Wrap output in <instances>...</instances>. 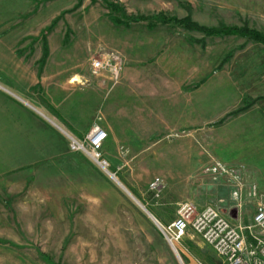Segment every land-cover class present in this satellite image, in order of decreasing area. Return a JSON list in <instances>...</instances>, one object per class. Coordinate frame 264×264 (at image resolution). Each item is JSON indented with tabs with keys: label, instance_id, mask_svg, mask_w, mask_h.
Wrapping results in <instances>:
<instances>
[{
	"label": "rangeland",
	"instance_id": "rangeland-1",
	"mask_svg": "<svg viewBox=\"0 0 264 264\" xmlns=\"http://www.w3.org/2000/svg\"><path fill=\"white\" fill-rule=\"evenodd\" d=\"M146 16L264 34V0H0V41L41 66L37 83L11 86L13 97L55 115L87 102L94 125H114L117 141L102 145L106 173L48 121L33 142L43 148L0 140V264H219L191 231L177 256L158 226L194 191L209 192L194 180L213 175L212 162L236 163L264 201V43ZM108 52L124 62L116 85L90 72ZM197 156L209 162L199 175Z\"/></svg>",
	"mask_w": 264,
	"mask_h": 264
},
{
	"label": "built area",
	"instance_id": "built-area-1",
	"mask_svg": "<svg viewBox=\"0 0 264 264\" xmlns=\"http://www.w3.org/2000/svg\"><path fill=\"white\" fill-rule=\"evenodd\" d=\"M123 64L118 53H103L91 60L90 72L94 76L105 75L116 85ZM63 134L66 135L71 152L82 154L97 168L108 173V163L102 155V144L106 138L103 129L95 126L83 140H78L64 131ZM208 171L226 178L232 190L227 206L210 203L198 210L190 201L181 202L176 219L165 226H158L164 241L179 256L177 247L191 231L211 249L219 264H264V201L259 196L257 187L247 186L234 168L214 163ZM162 188L163 182L160 179L154 180L150 185V191L155 197L159 196ZM245 203H252L254 206L249 225H243L240 220ZM232 211L237 214L235 222L230 219Z\"/></svg>",
	"mask_w": 264,
	"mask_h": 264
},
{
	"label": "crops",
	"instance_id": "crops-1",
	"mask_svg": "<svg viewBox=\"0 0 264 264\" xmlns=\"http://www.w3.org/2000/svg\"><path fill=\"white\" fill-rule=\"evenodd\" d=\"M0 42V86H2L0 87V140H3L4 138L8 139L9 136H11V140L18 139L22 142L25 140L28 143L32 142V144H27L28 148H43L44 146L40 144H33V142L41 140V135L46 132V130L42 129V126L48 125V122L56 127L59 126V128L65 130L64 132L69 133L74 138L83 140L95 126L94 114H96V112H89L87 102L84 103L85 105L82 102L76 103L72 109H59L56 115L51 112H47L42 108L39 110L36 109V107L26 108V106L21 105L16 100V98L21 96L19 94L20 91L11 86L37 83L41 78V66L40 63H35L34 61L26 63L25 55L23 54L22 49L23 46H17V42L14 45V42L12 45H9V40L7 39L4 41L5 44L2 40ZM13 96H16V98ZM43 118L46 120H43ZM101 126L107 131L105 143L103 142L104 146L116 145V132L113 130L115 126L108 125L106 122H103ZM136 131L137 130L135 129L133 133H136ZM63 146L62 148H64ZM22 147L23 146L20 144V148ZM220 162L228 165V168L237 169L236 163L234 162L222 160ZM208 163L209 162L205 161L204 158L202 159L197 156L194 160V164L198 167V170L196 169L194 174L199 175L200 170L202 169L201 167H205ZM214 163L221 164L218 162H212L210 166ZM239 173L242 181L246 183V179L249 180V175L243 171H240ZM194 181L197 183L195 188L200 187L202 189V187L205 186L208 189L207 191H209H194L191 199L195 202H191L195 206H198L197 203H200L203 207L210 203H214L222 207L227 206V200L230 197L232 190L228 186L226 178L207 174L206 176L200 178L197 177ZM248 207H250L249 210L254 212V206L252 203H245L242 212L244 210L246 211ZM231 213L234 214L232 218L235 219L237 215L236 212L232 211ZM186 260L187 264H201L196 259L186 258Z\"/></svg>",
	"mask_w": 264,
	"mask_h": 264
},
{
	"label": "trees",
	"instance_id": "trees-1",
	"mask_svg": "<svg viewBox=\"0 0 264 264\" xmlns=\"http://www.w3.org/2000/svg\"><path fill=\"white\" fill-rule=\"evenodd\" d=\"M111 8H115V7L111 6ZM153 18L157 20L172 21L174 22L175 25H178L187 31H199V32H203L208 36H214V35L221 37L238 36V37L250 39L255 42L264 43V34L258 31L251 30L247 26L221 27L219 30H217L214 28L208 29L205 27H200L198 24L194 23V21L189 17L181 18V19H176V18L167 19L164 16H156ZM153 18L147 16L145 17L146 20Z\"/></svg>",
	"mask_w": 264,
	"mask_h": 264
}]
</instances>
